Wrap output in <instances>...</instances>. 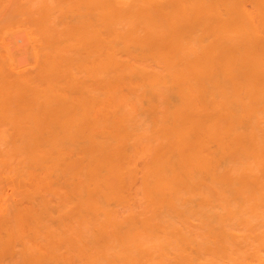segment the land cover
<instances>
[{
    "label": "bare ground",
    "instance_id": "6f19581e",
    "mask_svg": "<svg viewBox=\"0 0 264 264\" xmlns=\"http://www.w3.org/2000/svg\"><path fill=\"white\" fill-rule=\"evenodd\" d=\"M41 1L0 3V264H264V0Z\"/></svg>",
    "mask_w": 264,
    "mask_h": 264
},
{
    "label": "rangeland",
    "instance_id": "374dc122",
    "mask_svg": "<svg viewBox=\"0 0 264 264\" xmlns=\"http://www.w3.org/2000/svg\"><path fill=\"white\" fill-rule=\"evenodd\" d=\"M4 2L5 1V3H2V6L4 5V4H6V5H4L3 7L5 8H8V7H10L11 5H13V3H15L17 0H1L0 1V3L1 2ZM20 1V0H19ZM22 1V0H21ZM29 1V0H28ZM27 0H25V2H28ZM39 1V0H38ZM41 1V0H40ZM44 0H42L39 4H41L42 2H43ZM7 2V3H6ZM11 2V3H10ZM33 2H35V0H33ZM8 5H10V6H8ZM36 5L38 6V3H35V6H34V4L32 5V8H34L35 7V9L37 8L36 7Z\"/></svg>",
    "mask_w": 264,
    "mask_h": 264
}]
</instances>
